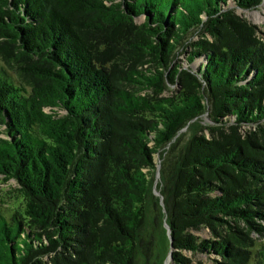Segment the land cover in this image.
Returning a JSON list of instances; mask_svg holds the SVG:
<instances>
[{
    "label": "trees",
    "instance_id": "1",
    "mask_svg": "<svg viewBox=\"0 0 264 264\" xmlns=\"http://www.w3.org/2000/svg\"><path fill=\"white\" fill-rule=\"evenodd\" d=\"M261 2L0 0V264H264Z\"/></svg>",
    "mask_w": 264,
    "mask_h": 264
},
{
    "label": "rangeland",
    "instance_id": "2",
    "mask_svg": "<svg viewBox=\"0 0 264 264\" xmlns=\"http://www.w3.org/2000/svg\"><path fill=\"white\" fill-rule=\"evenodd\" d=\"M230 8H232L233 3L229 2ZM235 13L237 15H240L244 17L248 22L254 24L258 30L259 37H262L264 39V0H262L261 4L257 7H254L249 10L245 9H239L235 8ZM196 38V37H195ZM184 62V54L180 56V58ZM182 62V63H183ZM184 64V63H183ZM171 87V86H170ZM174 88L171 87V90ZM167 94V93H166ZM203 123H208L207 118H203ZM158 160V157L156 156V162ZM19 184L13 180V178H10L8 180L0 177V206L4 209H7L8 211H16L19 213H22L23 211V204H24V196L22 193L18 190ZM201 236H208V231L203 230L198 233ZM158 237L161 236L158 235ZM164 246H165V239H164V245L160 244L158 245L157 252L158 257L157 264L162 260V257L164 256ZM169 257L167 256L165 260H163V264L169 263Z\"/></svg>",
    "mask_w": 264,
    "mask_h": 264
},
{
    "label": "water",
    "instance_id": "3",
    "mask_svg": "<svg viewBox=\"0 0 264 264\" xmlns=\"http://www.w3.org/2000/svg\"><path fill=\"white\" fill-rule=\"evenodd\" d=\"M158 175H159V165H158V172H157V174H155V177H156V179L158 178ZM154 193H155V195H158V192L157 191H154ZM162 202V201H161ZM165 226H166V228H167V236L169 237V239H170V242H171V238H170V236H169V232H170V230H169V228H168V226L165 224ZM168 256H170V252H169V254H168ZM169 260H170V257H169ZM165 264H167V263H165Z\"/></svg>",
    "mask_w": 264,
    "mask_h": 264
}]
</instances>
